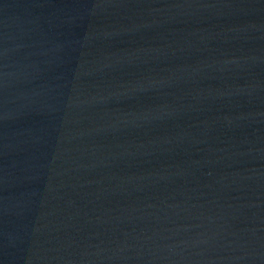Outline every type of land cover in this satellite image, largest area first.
<instances>
[{"label":"water","instance_id":"1","mask_svg":"<svg viewBox=\"0 0 264 264\" xmlns=\"http://www.w3.org/2000/svg\"><path fill=\"white\" fill-rule=\"evenodd\" d=\"M0 264H264V0H0Z\"/></svg>","mask_w":264,"mask_h":264}]
</instances>
